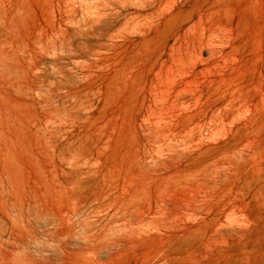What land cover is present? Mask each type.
<instances>
[{
    "label": "rangeland",
    "instance_id": "374dc122",
    "mask_svg": "<svg viewBox=\"0 0 264 264\" xmlns=\"http://www.w3.org/2000/svg\"><path fill=\"white\" fill-rule=\"evenodd\" d=\"M184 1L163 0L132 25L130 0H0V158L29 164L31 184L62 180L75 196H97V213H112L119 195L121 207H141L142 230L192 248L216 235L223 263L264 264V0L219 1L213 36L236 58L198 65L187 89L202 92L149 115L150 100L169 92L153 95L150 76L194 0L160 30H139ZM194 58L183 52L175 74ZM172 187L168 210L146 194Z\"/></svg>",
    "mask_w": 264,
    "mask_h": 264
},
{
    "label": "bare ground",
    "instance_id": "6f19581e",
    "mask_svg": "<svg viewBox=\"0 0 264 264\" xmlns=\"http://www.w3.org/2000/svg\"><path fill=\"white\" fill-rule=\"evenodd\" d=\"M188 1L179 6L171 5L148 30H139L140 35L158 31L178 18L185 13L184 6ZM219 1L194 0L189 13L181 18L172 34L174 41L169 51L157 60L149 79L153 95L164 87L169 92L161 104L155 101V97L154 101L150 100L149 115H158L159 109L167 105L185 104L197 92H202L199 87L187 89V78L197 73L198 65L220 58H236L235 45L230 43L231 48L227 50L226 45L220 44L213 36L222 11ZM162 2L130 0L126 5L127 22L134 25L144 10L156 6L158 9ZM89 32L92 31L85 33ZM183 52L194 55L195 60L176 75L175 61ZM203 53L208 55L205 57ZM231 99L233 101L235 97ZM221 101L217 98L212 102L215 111L223 104ZM160 118L166 123L175 122L172 118ZM215 119V112H212L210 121ZM212 146L210 143L201 145L184 156L201 157ZM178 191L177 187L148 189L146 194L150 197L156 195V204L161 200V207L168 210L173 207ZM97 198L89 194L75 196L62 180L31 184L29 164L21 170L9 159L0 158V264H227L222 262L226 250L215 244L216 235L206 238L205 246L192 248L189 242L177 240L178 236L142 230L146 222L139 205L121 207L117 202L119 195H115L114 211L97 213ZM149 203L151 206V199ZM152 226L157 228V223ZM215 232L220 234L221 230ZM244 264L255 262L249 258Z\"/></svg>",
    "mask_w": 264,
    "mask_h": 264
}]
</instances>
